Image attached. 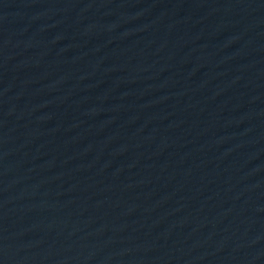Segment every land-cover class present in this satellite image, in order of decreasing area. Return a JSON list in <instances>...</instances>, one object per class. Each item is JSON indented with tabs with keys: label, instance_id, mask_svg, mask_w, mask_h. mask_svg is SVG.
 <instances>
[{
	"label": "water",
	"instance_id": "95a60500",
	"mask_svg": "<svg viewBox=\"0 0 264 264\" xmlns=\"http://www.w3.org/2000/svg\"><path fill=\"white\" fill-rule=\"evenodd\" d=\"M0 264H264V0H0Z\"/></svg>",
	"mask_w": 264,
	"mask_h": 264
}]
</instances>
